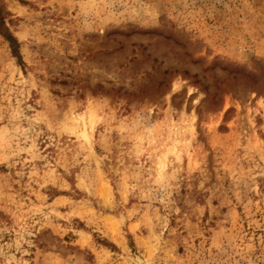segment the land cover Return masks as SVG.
<instances>
[{
    "label": "rangeland",
    "instance_id": "rangeland-1",
    "mask_svg": "<svg viewBox=\"0 0 264 264\" xmlns=\"http://www.w3.org/2000/svg\"><path fill=\"white\" fill-rule=\"evenodd\" d=\"M0 3V264H264V0Z\"/></svg>",
    "mask_w": 264,
    "mask_h": 264
},
{
    "label": "trees",
    "instance_id": "trees-1",
    "mask_svg": "<svg viewBox=\"0 0 264 264\" xmlns=\"http://www.w3.org/2000/svg\"><path fill=\"white\" fill-rule=\"evenodd\" d=\"M8 11L5 9L4 5L0 3V32L9 42L13 54L22 59V56L19 51L20 42L16 36L11 32L9 26L7 25V15Z\"/></svg>",
    "mask_w": 264,
    "mask_h": 264
}]
</instances>
